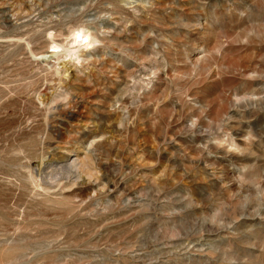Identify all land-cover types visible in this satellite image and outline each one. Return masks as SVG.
Segmentation results:
<instances>
[{
    "label": "rangeland",
    "instance_id": "374dc122",
    "mask_svg": "<svg viewBox=\"0 0 264 264\" xmlns=\"http://www.w3.org/2000/svg\"><path fill=\"white\" fill-rule=\"evenodd\" d=\"M0 264H264V0H0Z\"/></svg>",
    "mask_w": 264,
    "mask_h": 264
},
{
    "label": "bare ground",
    "instance_id": "6f19581e",
    "mask_svg": "<svg viewBox=\"0 0 264 264\" xmlns=\"http://www.w3.org/2000/svg\"><path fill=\"white\" fill-rule=\"evenodd\" d=\"M81 39V36L79 37V40ZM88 39V38H87ZM54 47L58 48L59 46L58 45H54Z\"/></svg>",
    "mask_w": 264,
    "mask_h": 264
}]
</instances>
